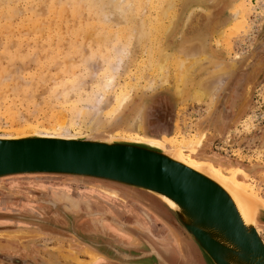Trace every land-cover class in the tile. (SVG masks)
<instances>
[{"label": "rangeland", "instance_id": "374dc122", "mask_svg": "<svg viewBox=\"0 0 264 264\" xmlns=\"http://www.w3.org/2000/svg\"><path fill=\"white\" fill-rule=\"evenodd\" d=\"M6 1L0 0V97L3 96L0 98V135L13 134V130L21 128L30 133L35 129L52 132V125L58 126L61 120L69 123L74 117L72 108L76 107L70 103L92 108V104L88 105L90 94L103 90V74L107 73L104 69L119 59L115 46L119 49L125 44L129 47L124 45L126 56L122 52L120 69L114 73V90L110 88L103 99L107 104L112 99L115 102L112 96L117 90L131 86L133 89L117 111L111 112L112 118L106 116L109 124L104 132L114 136L127 130L141 109L147 136L160 139L174 136L178 128L183 134H203L200 135L204 140L203 154L216 157V165L225 163L250 170L248 183L255 185L258 196L264 200V179L261 178L264 176V0H130L133 5H119L109 11V16L105 15L104 21L101 11H94L85 3H80L75 13L72 0ZM242 1L247 4L243 15L246 20H242L236 33L233 28L239 18L232 21L231 15ZM168 5L170 9L166 8ZM112 32L115 37L110 40ZM102 35L111 42L104 41ZM120 43H123L121 47ZM190 43L202 47L212 63L207 64L204 59L205 71L202 66L192 74L187 69L186 89L192 90L195 81L206 76L209 69L222 73L225 80L210 109L206 101L198 102L176 92L178 68L177 61H173L177 58L176 52ZM103 46L106 50L99 49ZM165 53L168 57L163 60ZM108 54L113 57L112 61ZM185 63L188 65L189 61L184 66ZM149 81H154L152 86L147 84ZM62 96L72 100L64 104ZM6 111L13 114L14 120L5 115ZM83 119H77L69 127L73 134L86 132ZM95 183L100 182L96 178L62 174H16L0 178V264L97 261L98 254L92 247L73 240L72 231L77 229L93 243L96 241L93 235L106 234L113 241H124L125 251L134 249L136 243H132L130 234L120 232L114 225L112 231L107 229L110 233H105L104 219L97 218V224L91 222L90 213L97 212L107 214L106 217L124 212L123 218L131 221L130 207L107 195L120 197L118 193ZM49 201L55 206H50ZM32 216L44 218L43 224L47 227H42ZM261 227L264 236V226ZM99 229L102 231L96 233ZM74 245L79 250H74Z\"/></svg>", "mask_w": 264, "mask_h": 264}, {"label": "water", "instance_id": "95a60500", "mask_svg": "<svg viewBox=\"0 0 264 264\" xmlns=\"http://www.w3.org/2000/svg\"><path fill=\"white\" fill-rule=\"evenodd\" d=\"M36 173L144 190L163 203L204 264H264V240L255 227V222L264 226V206L245 205L206 171L158 146L109 134L0 136V177Z\"/></svg>", "mask_w": 264, "mask_h": 264}, {"label": "bare ground", "instance_id": "6f19581e", "mask_svg": "<svg viewBox=\"0 0 264 264\" xmlns=\"http://www.w3.org/2000/svg\"><path fill=\"white\" fill-rule=\"evenodd\" d=\"M2 2H7L6 0H1ZM58 2V0H55ZM130 0H72L71 1V4L73 6V11L75 13H77V9L80 8L81 4L82 5L85 3L89 6L90 9H93L95 11V9L98 11H101L102 12V19L103 21L105 20V15L109 16V11H113L115 9L118 8L119 5H122L123 4H126L129 6L133 5L131 2H129ZM9 2V0H8ZM70 2V1H69ZM56 3V2H55ZM240 3V2H239ZM70 4V5H71ZM143 5V4H142ZM240 5L236 11L232 12V17H231V20L234 21L236 20L237 18H239L238 20V23L234 26L233 28V32H236V30H238V27L239 25L242 23V20L243 22L246 20L244 19L243 15L245 14V12L247 11V4H245V2L242 1V3L238 4ZM85 6V5H84ZM121 6V7H122ZM135 7V5H134ZM169 7V8H168ZM35 8V7H34ZM65 8V7H64ZM129 8V7H128ZM133 8V7H130V9ZM167 9H170V6L168 5L166 7ZM105 9H108V11L106 10L105 12ZM166 10V13L168 12V10ZM172 9V8H171ZM92 10V11H93ZM162 10V9H161ZM64 9L61 10V12H63ZM96 11V12H97ZM16 12V11H15ZM19 12V10L17 11ZM193 12V11H192ZM191 12V13H192ZM39 13V12H38ZM163 13H165V11L163 10ZM162 13V15H163ZM176 13V12H175ZM19 14V13H18ZM40 14V13H39ZM62 14V13H61ZM166 15V14H165ZM80 16V15H79ZM112 16V15H110ZM167 16V15H166ZM100 17V15L98 16ZM165 17V16H164ZM132 18V16H131ZM189 18V17H188ZM96 19V18H95ZM100 19V18H99ZM133 19V18H132ZM174 19V18H173ZM108 22V20H107ZM94 22H92L93 24ZM106 24V23H105ZM104 25V24H103ZM94 26V25H93ZM102 26V25H100ZM114 26V25H113ZM116 26V24H115ZM118 26V25H117ZM170 26V25H169ZM168 26V27H169ZM231 26V25H230ZM110 27V26H109ZM228 28V27H227ZM37 29V28H36ZM107 29V27H106ZM105 30V29H104ZM163 30V29H162ZM166 30H167V27H166ZM33 32V31H32ZM107 32V31H105ZM104 32V33H105ZM109 32V31H108ZM114 32H112L113 34ZM80 34V33H79ZM90 34V33H88ZM164 34V33H163ZM115 33L113 34V36L110 38L113 39L115 36ZM122 35V33H121ZM119 35V37L121 36ZM87 36V35H86ZM92 36V35H91ZM103 36V35H102ZM117 36V34H116ZM123 36V35H122ZM133 36V35H132ZM163 36V35H162ZM101 36H99L100 38ZM105 37V36H103ZM126 37H128L126 35ZM164 37V36H163ZM102 38V37H101ZM100 38V39H101ZM107 37L105 38H102L103 40L106 39ZM125 38V36H124ZM88 39V38H85V40ZM95 41L99 42L96 38H94ZM122 39V38H121ZM129 39V38H128ZM126 40V42H130L129 40ZM130 39L131 38V35H130ZM84 40V41H85ZM101 40V42L104 43V41ZM163 40V39H162ZM189 40V39H188ZM107 41V39H106ZM109 41V40H108ZM107 41V42H108ZM93 42V41H92ZM100 42V43H101ZM106 42V43H107ZM111 42V41H109ZM159 42V40H158ZM85 43V42H84ZM83 43V44H84ZM101 43V44H103ZM106 43H104V46L107 45ZM124 43V42H123ZM123 43L120 45L119 44V47H121L123 45ZM200 43V42H199ZM201 44V43H200ZM113 45V44H112ZM125 45V44H124ZM122 46L121 48L118 49V46L116 48L115 46V51L118 55V61L117 63L115 64V60L113 61V64H112V67L109 66L110 68H108V64H107V68H105L104 70L107 71V73H104L106 71H104L103 75L105 76V80H103V82L101 83V85L103 86V90L99 93H96L95 94H90L89 96V101H88V105L91 106L90 104H92V108L91 107H86V105L84 106V104L81 106L78 105L77 106H74V104H71L70 102V105H73V107H76V108H72V110L75 109V111L73 112V118L72 120L68 123H64V121H58L56 120L57 122V125H52L54 128L52 132H48L47 130H44V131H37V129H35L34 131H32L31 133L27 131V129H22L21 130H13L15 132H13V134H9V135H0V136H3V137H21V136H26L28 134H34V135H46V136H69V137H74V136H77V135H80V134H73L69 127L70 126H73L74 125V122H76L77 119H80L81 117H83L85 119V126L86 128V132H84L83 134H86V136H98L100 134H106L104 131H106L107 129V125L109 124V121L108 119H106V116L112 118V116L114 114H112L111 112H116L117 111V108L119 107V104L120 103H123L124 100L126 99V96L127 95H130L131 94V91L133 89V87H126L125 89H120V90H117L114 95L112 97H114L115 99V102H113V99L111 100L112 102H109L108 104L106 103V101L103 99V97L105 96V94H109L110 92V88L112 90H114L113 88V84H114V78H115V74L116 73V70L119 68L120 69V62L122 61V58H124L123 56L125 55V53L123 52V50L125 51L126 48L125 46ZM160 45V44H159ZM158 45V46H159ZM199 45V44H198ZM103 47H100L99 49H103ZM162 46V45H161ZM203 46V45H202ZM109 47V46H107ZM129 47V46H127ZM205 48V47H204ZM105 49V48H104ZM118 49V50H117ZM106 50V49H105ZM104 50V51H105ZM159 50V48H158ZM161 50V48H160ZM84 51V49H83ZM101 51V50H99ZM109 51V50H108ZM155 51V50H154ZM103 52V51H102ZM113 51V53H115ZM123 52V56L121 55ZM127 52V50L125 51ZM165 52V51H164ZM100 54H102L100 52ZM99 54V55H100ZM107 54V53H106ZM156 54H157V51H156ZM207 52L200 46H195V43H190V45L188 46H184L182 48H180L178 50V52H176V60L174 58V61H177V65L176 67L178 68L177 71L178 72H175L176 74V92H177V95H182L184 96V94H187L188 96V99H194V100H197L198 102L200 101H206V104L209 106L208 108L210 109L214 102L217 100L218 98V93H219V90L222 88V86L224 85L225 83V80H223L222 76L223 74L222 73H219V71H212L214 69H209L210 71L207 73L206 72V76L202 77V78H199L197 81H195L194 85H193V88L192 90L188 91L186 88L188 84H185L187 82V80L189 79V75L186 74L188 72H191L190 74H192L193 71H196V70H201L200 67L202 66V64L204 63V59H206V61H208V63L205 61V63L209 64V63H212V58L207 56ZM109 55V54H108ZM107 55V57H108ZM121 55V56H120ZM168 54L165 53L164 54V57H163V60H165L168 56ZM174 55V54H173ZM102 56H105V55H102ZM101 56V57H102ZM110 58L112 57L111 55H109ZM126 56V55H125ZM159 56V55H158ZM157 56V57H158ZM163 56V55H162ZM197 56V57H196ZM97 57V56H96ZM122 57V58H121ZM156 57V58H157ZM184 57V58H182ZM113 58V57H112ZM111 58V61L113 60ZM155 58V57H154ZM96 60L95 61H99V58H95ZM158 59V58H157ZM100 63L102 64L104 57H103V60L102 58H100ZM107 60H109V58H107ZM159 60V59H158ZM186 60V61H185ZM69 61V60H68ZM106 61V60H105ZM110 61V60H109ZM108 61V62H109ZM189 61L188 65L187 63H185V66H184V62H187ZM107 62V61H106ZM157 62V61H156ZM172 62V61H171ZM172 62V63H173ZM68 63V62H67ZM99 63V62H98ZM112 63V62H111ZM122 63V62H121ZM204 63V64H205ZM115 64V65H114ZM161 66H162V63H160ZM203 64V65H204ZM216 64V63H215ZM100 65V64H99ZM157 65V64H156ZM174 65V64H173ZM187 65V66H186ZM103 66V64H102ZM105 66V65H104ZM167 66V65H166ZM218 66V64H217ZM55 67V66H54ZM68 67V66H67ZM93 67V66H92ZM144 67V66H143ZM165 67V66H164ZM163 67V68H164ZM203 67L205 68V66H202L201 68L203 69ZM216 67V66H215ZM220 67V66H218ZM98 68V66H97ZM99 68L101 69V67L99 66ZM182 68V69H181ZM118 69V70H119ZM157 69V68H156ZM162 69V68H161ZM165 69V68H164ZM188 69V70H187ZM207 69V68H206ZM205 69V70H206ZM218 69V68H217ZM67 69H65L66 71ZM96 71V68L94 69ZM92 70V71H94ZM160 69L158 68L157 71H159ZM167 69H165L166 71ZM176 70V69H175ZM186 70L188 72H186ZM203 69V71H205ZM154 71V69H153ZM164 71V72H165ZM69 72V71H68ZM119 72V71H118ZM162 72V71H161ZM183 72V73H182ZM186 72V73H185ZM201 72V71H200ZM198 72V73H200ZM221 72V71H220ZM95 73V74H94ZM158 73V72H157ZM184 73L186 74V80L184 82ZM91 74L93 75H96L97 73L96 72H91ZM99 74H102L101 71ZM165 74V73H164ZM195 74V73H193ZM202 74V73H201ZM59 75V74H58ZM98 76V75H97ZM191 76V75H190ZM46 77V76H45ZM140 77V76H139ZM141 78V77H140ZM9 79V78H8ZM45 78H42L41 80H43ZM153 79V78H152ZM155 79V78H154ZM225 79V78H224ZM6 80V79H5ZM156 80V79H155ZM194 80V79H193ZM1 81V80H0ZM49 81V80H48ZM86 81V80H84ZM83 82V81H82ZM192 82V81H191ZM154 83V81H149L147 82V84L149 86H152ZM25 84V83H24ZM27 84V83H26ZM80 84V82L78 83V85ZM193 84V83H192ZM86 85V83H85ZM138 85V84H137ZM147 85V86H148ZM190 85V84H189ZM21 86V85H20ZM26 86V85H25ZM99 86V85H98ZM158 87V86H156ZM18 87H16L17 89ZM20 88V87H19ZM69 88V87H68ZM75 88V87H74ZM78 87H76L77 89ZM88 88V87H87ZM67 89V88H66ZM150 89V88H149ZM157 89V88H156ZM15 90V88H14ZM19 90V89H18ZM17 90V91H18ZM62 90V89H61ZM153 90V89H152ZM70 91V89L68 90ZM72 91V90H71ZM70 91V92H71ZM96 91V90H95ZM13 92V91H12ZM15 92V91H14ZM37 92V91H36ZM68 93V92H67ZM151 93V92H150ZM107 94V95H108ZM56 95V94H55ZM68 95V94H67ZM13 96V95H12ZM30 96V95H29ZM59 94H57V98H58ZM111 97V98H112ZM179 97V96H178ZM1 98V97H0ZM3 98V96H2ZM1 98V99H2ZM60 98V97H59ZM58 98V99H59ZM63 100H64V104H68V101H70V98L72 100V97H70L69 99H67L68 97L67 96H62L61 97ZM110 98V99H111ZM183 99V98H182ZM181 99V100H182ZM2 101V100H1ZM79 102H81V100L79 99ZM5 104V102H3ZM202 103V102H201ZM2 104V102L0 103V105ZM204 104V103H203ZM205 104V105H206ZM122 105V104H120ZM37 106V102H36V105ZM55 108V107H54ZM6 110L8 111V108H6ZM6 111V112H7ZM11 111V110H10ZM34 111V110H33ZM144 111V110H143ZM11 112H14V111H11ZM9 112V113H11ZM32 112V111H31ZM8 112L5 114L7 115V117H10L11 115L14 114L15 116V112L13 114H9ZM35 113V112H33ZM32 113V114H33ZM68 113V112H67ZM116 117H119L118 115H116ZM11 120L13 119V117L11 116L10 117ZM9 118V119H10ZM15 118V117H14ZM18 118V117H17ZM15 118V119H17ZM63 119V118H62ZM83 119V120H84ZM14 120V119H13ZM55 120V119H54ZM53 121V120H52ZM51 121V122H52ZM66 121V120H65ZM24 122V120H23ZM55 122V121H54ZM52 122V123H54ZM112 122V121H111ZM51 123V124H52ZM113 123V122H112ZM76 124V123H75ZM12 125H13V121H12ZM23 126V125H22ZM59 127V128H56V127ZM84 126V127H85ZM178 127V125H176ZM35 127V126H33ZM27 128V127H25ZM37 128V127H35ZM39 128V127H38ZM111 128V127H110ZM58 129V130H57ZM50 131V130H49ZM108 131V130H107ZM122 131V130H121ZM81 134V135H83ZM110 135V133H109ZM112 135V134H111ZM110 135V136H111ZM200 135L203 136V134H197V133H192V134H189V133H184L180 131V129L178 128L176 130V133L174 136H170V137H164L162 139L160 138H156V137H151V136H147V134L145 133V125H144V120H143V113H142V110H138L134 117L132 118L127 130H123L122 132H116L114 133V136H111V137H120L122 139H126V140H130V141H136V142H143V143H148V144H151V145H155V146H158L170 153H172L175 157H177L179 160L183 161L184 163L192 166V167H196V168H199V169H202L204 171H206L209 175H211L212 177H214L216 180H218L220 183H222L223 185L229 187L230 189H232L233 191H235L237 193V195L241 198V200L243 201V203L247 206H250V205H253L252 203L256 204L255 202L257 203H260L261 205L264 206V200H262L258 194H257V189L255 188V185H252V184H249L248 181L249 179L251 178L250 175L244 171L243 169H241L240 167H235V166H227V164L225 163H222V164H219V165H216L215 164V161L218 160L216 159V157L214 156H210V155H206V154H203V137H201ZM202 149V150H201ZM205 155V156H204ZM242 179V180H241ZM255 227H256V230L257 232L260 234V236L262 237V239L264 240V236L262 235L261 233V225H259L258 223L255 222ZM191 247V246H190ZM189 255V254H188ZM145 256V255H144ZM155 258V257H154ZM148 259V257H147ZM51 264H58L56 263V261L52 260L50 262Z\"/></svg>", "mask_w": 264, "mask_h": 264}, {"label": "flooded vegetation", "instance_id": "af4514ba", "mask_svg": "<svg viewBox=\"0 0 264 264\" xmlns=\"http://www.w3.org/2000/svg\"><path fill=\"white\" fill-rule=\"evenodd\" d=\"M97 180L100 182L95 183L98 187L114 189L118 194L114 192L113 194L120 197L105 194L125 202L127 207H130L131 221L123 218L124 212L118 213V216L109 215V217H106L107 214L101 212L90 213L91 215L84 212V214L86 216L89 215L93 224H97V218L100 221L104 219L106 221V224H104L106 227L105 233L112 231L110 229L113 225L117 226L121 229L119 230L120 232L130 234L132 243H136V245L134 249L127 252V250L125 251L124 241L120 239L116 242L109 235L95 234L93 236H96V241L93 243L94 241L85 239L79 231L78 234V229L73 230L74 241L78 240L85 245L87 244L97 252V261L90 264H204L196 245L190 239L184 237L181 227L167 212L158 198L137 188L107 180ZM49 203L50 206H55L53 201H49ZM40 217L32 216L30 218H35L38 223L42 224V227H47L43 224L44 222L46 223V220ZM98 231L101 232L102 230L99 229L96 233ZM97 240L101 242L98 243ZM74 246V250H79L76 245Z\"/></svg>", "mask_w": 264, "mask_h": 264}]
</instances>
